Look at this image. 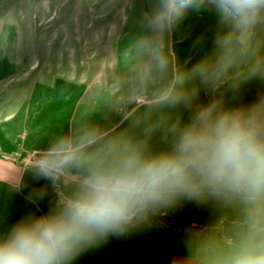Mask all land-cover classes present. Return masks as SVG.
I'll return each mask as SVG.
<instances>
[{"label":"clouds","instance_id":"9594fccd","mask_svg":"<svg viewBox=\"0 0 264 264\" xmlns=\"http://www.w3.org/2000/svg\"><path fill=\"white\" fill-rule=\"evenodd\" d=\"M202 3L157 0L148 24L163 32ZM210 3L218 30L210 53L191 69L193 78L209 91L237 75L264 83V0ZM197 96L198 89H190L171 99L191 107V114L169 128L166 151L146 154L122 143L85 156L87 142L54 146L33 179L58 187L69 168L80 179L58 196L55 211L22 218L0 235V264H75L178 202H213L232 212L205 246L201 264H264V92L248 103L192 107ZM45 194L37 189L28 199Z\"/></svg>","mask_w":264,"mask_h":264},{"label":"rangeland","instance_id":"374dc122","mask_svg":"<svg viewBox=\"0 0 264 264\" xmlns=\"http://www.w3.org/2000/svg\"><path fill=\"white\" fill-rule=\"evenodd\" d=\"M156 7L157 0H0V102L11 97L9 89L31 65L42 73L56 71L57 66L59 77L67 79V56L61 43L67 28L79 38H75L79 44L71 74L74 86L68 95L65 89L36 90L43 133L49 131L57 144H66L65 125L73 117V140L79 143L116 119L119 124L124 121L120 135L104 146L97 142L82 149L85 156L103 154L122 143L138 145L146 154L168 150L169 128L186 122L191 114V107L171 99L190 89H198L192 107L211 101L226 106L248 103L264 92V83L239 75L214 91L193 78L191 69L210 53L218 30V12L210 0L189 9L163 32L148 24ZM73 16L81 17L80 21L67 23ZM80 75H84L82 82ZM86 86L89 99L77 106L75 101ZM46 155L28 151L19 159L30 161L24 167L36 168ZM79 179L77 169H67L58 181V196L70 193ZM176 204L174 216L165 213L174 206L164 209L129 235L111 239L102 250L84 255L75 264H201L205 246L216 238L212 225L231 211L213 202ZM1 208L8 215L0 216V235L7 231L3 225L11 227L29 215L55 211L56 205L21 202L18 207L5 202ZM180 227L203 235L183 232Z\"/></svg>","mask_w":264,"mask_h":264},{"label":"crops","instance_id":"0c3cea01","mask_svg":"<svg viewBox=\"0 0 264 264\" xmlns=\"http://www.w3.org/2000/svg\"><path fill=\"white\" fill-rule=\"evenodd\" d=\"M81 17L73 16L67 19V23L74 24L79 22ZM74 33V34H73ZM69 31L67 28L66 36L62 37L61 43L65 48V54L67 56L66 63V76L67 79L59 77L58 68L56 71H42L32 69L31 65L27 69L22 71V76L17 83L14 84L9 90L10 98L0 102V216L4 217L8 211L2 209V205L5 206V202H11V204H17L18 207L22 203H30L33 205H45L46 207L55 206L58 200V192L56 187L49 184L47 181H36L33 179V173L36 170L35 167H24L21 164L20 157L24 156L28 151H36L48 154L49 151L56 145V137L51 135V132L43 133L42 124L40 121V108L39 99L34 100V95H37V89H49L56 92L59 89H65L66 95H68L69 89H72L74 84L71 80V74L73 75L74 68V56L77 54L76 44L78 46V40L75 42V38H78V34ZM73 35V36H72ZM79 39V38H78ZM66 40V43L65 41ZM57 54V53H56ZM112 65V62L109 66ZM35 73H33L34 71ZM33 73V74H32ZM84 75H80L79 82H82ZM9 80V79H8ZM7 80V82H8ZM30 82V83H24ZM46 82V84H44ZM60 82V83H59ZM66 82V83H65ZM119 85V82H118ZM82 86V85H80ZM25 92V93H24ZM110 93H112L110 91ZM90 95L88 86L85 87L83 93L77 98L76 105H85L87 100L86 97ZM137 96V93L133 95ZM133 96L131 95L130 101ZM123 97H119L118 102ZM127 99V98H126ZM248 101H251L250 98ZM128 102V101H127ZM72 109V114H73ZM50 116V114H48ZM72 119L67 121L65 125L64 134L66 144H70L73 147H78L87 142V146L83 149L91 147L93 143L99 142V146H104L114 137L120 135L123 132V123L119 124L118 119L109 126L102 127L97 135L88 136L85 139L76 141L73 140L74 130L72 127ZM119 124V125H118ZM44 188L46 194L44 199L32 202L28 199L29 194L33 193L34 190ZM176 206L174 205L171 211H166L170 217L177 213ZM20 210H18L19 213ZM232 212L229 215H220L217 221L212 225L213 230L217 236V232L220 226H223L227 221L230 220ZM165 217V216H164ZM168 220V219H167ZM3 221V220H2ZM3 228L8 230L10 227L3 225ZM183 232L195 233L196 236L202 237V232L194 231L192 228H181ZM6 232V231H5Z\"/></svg>","mask_w":264,"mask_h":264},{"label":"built area","instance_id":"2783aa9c","mask_svg":"<svg viewBox=\"0 0 264 264\" xmlns=\"http://www.w3.org/2000/svg\"><path fill=\"white\" fill-rule=\"evenodd\" d=\"M21 160H22L21 164L23 166H25L26 164H30V161H28V160H24V161H23V159H21Z\"/></svg>","mask_w":264,"mask_h":264}]
</instances>
